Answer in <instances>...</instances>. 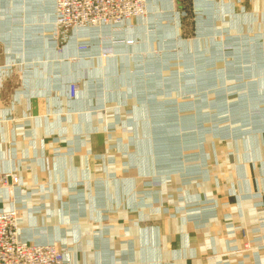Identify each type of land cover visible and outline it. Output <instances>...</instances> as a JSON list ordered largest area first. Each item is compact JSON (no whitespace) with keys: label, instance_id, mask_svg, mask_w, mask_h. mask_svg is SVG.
Returning <instances> with one entry per match:
<instances>
[{"label":"crops","instance_id":"crops-1","mask_svg":"<svg viewBox=\"0 0 264 264\" xmlns=\"http://www.w3.org/2000/svg\"><path fill=\"white\" fill-rule=\"evenodd\" d=\"M177 1L60 48L55 0H0V175L23 181L0 210L22 240L73 264H264V0Z\"/></svg>","mask_w":264,"mask_h":264},{"label":"built area","instance_id":"built-area-1","mask_svg":"<svg viewBox=\"0 0 264 264\" xmlns=\"http://www.w3.org/2000/svg\"><path fill=\"white\" fill-rule=\"evenodd\" d=\"M54 13L56 19L53 22V40L60 48L68 42L73 31L111 27L113 32H125L133 28L134 20L150 15L149 0H55ZM100 42L134 45L131 40L113 41L111 36H100ZM88 49V45L79 47L80 51ZM113 52L111 47H105L101 56L110 57ZM11 66V62L3 66L4 76ZM78 91L79 84L72 83L71 98H76ZM22 184V178L14 174L0 176L1 187L9 189L8 192L13 196ZM19 218V210L16 208L0 210V264H73L68 259V251L64 246L22 240Z\"/></svg>","mask_w":264,"mask_h":264},{"label":"rangeland","instance_id":"rangeland-1","mask_svg":"<svg viewBox=\"0 0 264 264\" xmlns=\"http://www.w3.org/2000/svg\"><path fill=\"white\" fill-rule=\"evenodd\" d=\"M175 3H177L178 4V1L177 0H175ZM176 4V5H177ZM184 4L186 5V6H188L189 4L186 2H184ZM178 14H179V16H178ZM175 19H173V21H174V23H175V26H177L176 28L177 29H181L182 27H183V24L181 23L182 22V20H181V13L180 12H178L176 15H175V17H174ZM178 21H179V24L181 23V26L180 25H178ZM181 21V22H180ZM174 37H175V35H173ZM176 36H177V34H176ZM173 37V38H174ZM131 41H133V40H131ZM123 42V41H122ZM134 42V41H133ZM134 44H136V42H134ZM248 44H252V43H248ZM174 50V49H173ZM227 50H230V48H226V51ZM192 75V72L190 73V74H188V76H191ZM5 174H11V172H8V173H4V174H1L0 176H2V175H5ZM14 175H16V174H14ZM17 176V175H16ZM3 191H4V193H5V197H6V199L7 200H12L13 198V195H11L8 191H9V189H6V188H4L3 189Z\"/></svg>","mask_w":264,"mask_h":264}]
</instances>
